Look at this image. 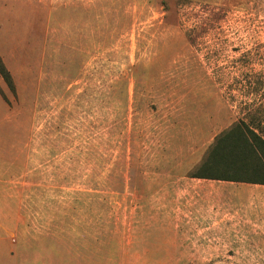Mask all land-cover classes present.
Instances as JSON below:
<instances>
[{
    "label": "rangeland",
    "instance_id": "1",
    "mask_svg": "<svg viewBox=\"0 0 264 264\" xmlns=\"http://www.w3.org/2000/svg\"><path fill=\"white\" fill-rule=\"evenodd\" d=\"M0 57L10 264H188L182 176L264 129V0H0Z\"/></svg>",
    "mask_w": 264,
    "mask_h": 264
},
{
    "label": "crops",
    "instance_id": "2",
    "mask_svg": "<svg viewBox=\"0 0 264 264\" xmlns=\"http://www.w3.org/2000/svg\"><path fill=\"white\" fill-rule=\"evenodd\" d=\"M0 106L6 108L1 101ZM2 145L0 141V162L12 152ZM195 158L187 172L205 157ZM180 181L179 198L172 201L179 212L174 216V255L189 257L188 264H264V185L190 176ZM7 240L0 230V264H10L16 256Z\"/></svg>",
    "mask_w": 264,
    "mask_h": 264
},
{
    "label": "trees",
    "instance_id": "3",
    "mask_svg": "<svg viewBox=\"0 0 264 264\" xmlns=\"http://www.w3.org/2000/svg\"><path fill=\"white\" fill-rule=\"evenodd\" d=\"M0 76L14 92L12 75L1 57ZM260 126L242 120L217 135L190 177L264 185V129Z\"/></svg>",
    "mask_w": 264,
    "mask_h": 264
}]
</instances>
